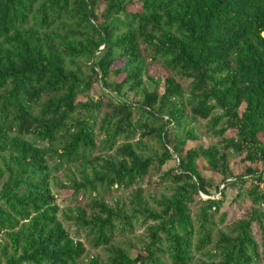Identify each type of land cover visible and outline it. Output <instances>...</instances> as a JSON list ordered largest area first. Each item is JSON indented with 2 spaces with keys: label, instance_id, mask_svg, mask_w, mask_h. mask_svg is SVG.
<instances>
[{
  "label": "trees",
  "instance_id": "1",
  "mask_svg": "<svg viewBox=\"0 0 264 264\" xmlns=\"http://www.w3.org/2000/svg\"><path fill=\"white\" fill-rule=\"evenodd\" d=\"M82 59L95 60L91 76L82 72ZM111 75L118 77L114 84L108 83ZM97 81L138 98L106 104L105 146L112 151L118 138L138 133L143 140L92 160L98 143L91 119L73 114L103 107L78 101ZM135 109L153 123L135 124ZM197 117L224 137L225 149L260 167L242 168L235 177L225 149L188 148L198 141L192 131L171 138L168 126ZM65 119L74 121L73 128ZM64 130L58 149L26 138L38 131L55 142ZM145 139L155 141L151 153ZM174 156L177 179L188 185L171 194L144 188L153 169ZM55 157L66 162V183L55 175L62 168L50 163ZM200 161L224 186L264 173V0H0V264L85 259L86 246L60 219L54 185L74 193L98 185L129 191V208L120 199H96L74 212L75 221L94 231V247L110 253L93 264H164L157 255L164 242L170 264H193V251L206 258L196 264H260L264 252L252 224L262 229L264 250V214L257 209L230 232L220 231L215 244L205 230L220 202L208 200L192 216L193 192L202 197L216 187L203 179ZM254 203L264 206V196ZM128 211L155 222L148 227L147 256L133 259L116 242V222L129 224ZM208 244L212 249L205 250Z\"/></svg>",
  "mask_w": 264,
  "mask_h": 264
},
{
  "label": "rangeland",
  "instance_id": "2",
  "mask_svg": "<svg viewBox=\"0 0 264 264\" xmlns=\"http://www.w3.org/2000/svg\"><path fill=\"white\" fill-rule=\"evenodd\" d=\"M95 64V60L88 61L86 59H82L79 62V66L84 73L85 77L91 76V68L92 65ZM118 80V77L115 75H111L108 79L109 84H114ZM189 83L187 84V86ZM150 89V86H148ZM89 97L86 95H80L78 97L79 102H93L96 105H103L100 110L95 109L93 113H88L86 111L80 110L77 113H74V118L82 117L91 119V125L96 135V141L98 143V148L96 150L91 151L89 153V157L92 160L99 159L104 156L105 153L111 154L113 153L118 146H121L125 143L137 144L142 142V137L140 133L134 135L131 138L120 137L116 141V147L111 151L110 147L105 146V135L102 128V120L104 113L106 112V104L108 102L113 103H134L135 98L132 93L126 94L124 92V96L118 95L114 90H109L105 88L101 82L97 81L92 85V88L88 92ZM188 94L186 95L187 98ZM220 114V111H216L215 114ZM35 115L36 117H42L40 106L35 107ZM134 122L145 123L150 121V124L153 123L151 117L148 114H144L138 109L134 111ZM67 120V119H65ZM187 123H184L182 127H174V125L168 126L167 130L170 132V136L173 139L174 135L183 136L187 131H192L198 138L197 142H190L188 144V148H192L193 146L201 145L203 147H210L213 145H218L221 149H225V141L224 137L221 134L215 133L212 126H210L209 121L197 117L196 119L191 118L187 119ZM67 124L69 128H73L74 121L67 120ZM72 124V125H71ZM155 124V123H154ZM67 133L62 131L56 137L55 142H49L48 140H43L38 131L35 134L27 135L26 138L29 141H32L36 144V146L40 148H54L58 149L63 142ZM230 138V136H228ZM227 137V138H228ZM144 140V145L148 148V153L150 152V147L154 145L155 141ZM230 155L231 165L234 171V176L237 177L241 172L242 168H258L260 167L259 163H251L249 160L244 159V155H240L235 153L233 149H225ZM50 163L57 167V165L62 166L59 171L55 173V175H59L62 178V181L66 183V179L63 176L65 173L66 162L62 159L58 160L57 157L50 160ZM179 166V161L174 156L173 159L167 161L162 167H155L148 180V182L144 183L145 186L152 190H158V193L171 194L175 188L179 185L186 184L185 181H180L177 179L180 175L177 172ZM199 170L203 179L205 178L208 181L214 182L216 187L210 191V195H202L199 196L196 192H193L194 202L191 204L192 207V216L195 218L196 213H198V209L200 206L204 205L208 200H216L220 202V206L218 208H214L210 211L211 219L213 223L208 225L205 230L206 234L209 233L212 236L213 243L215 244L218 237L219 232H230L229 228L234 226V223L241 220L247 219L251 216L254 209H257L260 214H264V206L262 204L255 205V200L260 198V196H264V173L261 174L260 177H252L247 176L243 180L232 179L229 180L226 186L223 184L219 185L221 181V177L214 174L209 168L206 162L200 161L198 163ZM262 168V167H261ZM52 190L57 199V204L60 207V219L63 222L65 228L68 230L72 238L77 241L83 242L86 246L87 254L83 261L79 264H93L92 260L98 257L102 258L104 261L108 260L109 252L103 247H94L92 239L95 237V233L91 228L83 227L77 221L74 220L75 210L84 206L85 204L90 203L92 200L96 199H120L122 203H126V207L129 208V191L124 188H107L102 185H98L97 189H88L82 190L79 193H74L72 189L62 188L60 186H52ZM263 202V201H261ZM72 211V212H71ZM128 215L132 216L129 224L124 223V219L116 222L115 228V238L116 242L123 246L126 250L129 251V255L132 256L133 259H136L137 255L145 256V252H147L146 248L150 242L148 237V227L155 224L153 221H147L142 216H136L128 211ZM73 214V215H72ZM71 216V217H69ZM73 218V219H72ZM197 225V224H196ZM199 225V224H198ZM253 234L257 239V242L261 246V252L263 253V238L261 236L262 229L258 225V223H253ZM264 226V224H263ZM163 236V235H161ZM197 243V242H194ZM166 246L168 244L164 242V245L161 244V251H157L158 257L164 264H170L169 254L166 252ZM212 249V245H207L205 250ZM193 264L199 263L200 260H205L201 253L193 251ZM147 256V255H146ZM264 257V254H262ZM260 264H264V258L262 259Z\"/></svg>",
  "mask_w": 264,
  "mask_h": 264
}]
</instances>
